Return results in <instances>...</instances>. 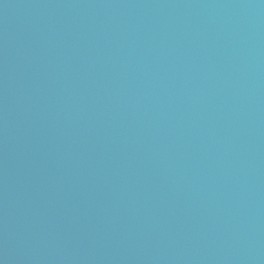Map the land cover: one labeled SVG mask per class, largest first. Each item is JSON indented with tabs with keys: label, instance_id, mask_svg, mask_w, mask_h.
I'll return each instance as SVG.
<instances>
[{
	"label": "water",
	"instance_id": "95a60500",
	"mask_svg": "<svg viewBox=\"0 0 264 264\" xmlns=\"http://www.w3.org/2000/svg\"><path fill=\"white\" fill-rule=\"evenodd\" d=\"M0 264H264V0H0Z\"/></svg>",
	"mask_w": 264,
	"mask_h": 264
}]
</instances>
